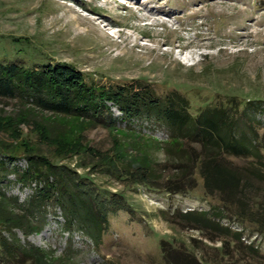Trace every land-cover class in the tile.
<instances>
[{"label":"rangeland","instance_id":"374dc122","mask_svg":"<svg viewBox=\"0 0 264 264\" xmlns=\"http://www.w3.org/2000/svg\"><path fill=\"white\" fill-rule=\"evenodd\" d=\"M45 63H65L95 86L137 80L157 98L175 91L190 114L229 97L248 100L257 137L264 136V0H0V65ZM106 105L111 130L41 112L24 99L0 98V198L7 211L24 217L34 188L19 177L32 153L84 175L101 197L113 195L122 207L115 211L107 203L106 224L92 244L75 224L62 223L52 201L45 202L37 217L25 220L24 233L0 226V239L15 254L8 261L0 253V264H29L21 255L29 248L41 253L35 264H164L161 248L200 264H264V234L204 195L195 170L178 177L179 164L162 149L163 129L143 119L123 121ZM21 116L25 122H18ZM38 127L47 130L48 146ZM85 149L99 156L89 158ZM133 158L151 161L155 186L97 166L108 160L113 167H133ZM226 160L252 172V200L264 210V153L258 160ZM177 184L185 190H165ZM191 211L206 212L210 229L195 230L192 218L180 216Z\"/></svg>","mask_w":264,"mask_h":264},{"label":"trees","instance_id":"16d2710c","mask_svg":"<svg viewBox=\"0 0 264 264\" xmlns=\"http://www.w3.org/2000/svg\"><path fill=\"white\" fill-rule=\"evenodd\" d=\"M0 98L24 99L41 112L79 118L110 130L113 125L107 103L119 113L123 121L137 118L152 122L161 127L167 136L162 149L167 157L173 158L172 162L179 164L174 169L178 172V177L187 179L192 170H195L204 195L215 196L222 207L234 210L233 217L252 223L257 233L264 234V210L259 207L258 200L257 203L252 200L255 195L251 191L250 178L254 175L248 169L238 168L226 160H258L260 152L264 153V136L257 137L255 123L247 114L251 106L248 100L240 102L235 97H229L215 106L207 105L195 114H190L189 107L175 91L157 98L149 86L142 85L137 80L114 87L95 86L91 82L86 83L77 70L65 63H45L31 68H23L19 64L0 65ZM20 120L25 122L23 116L19 117L18 122ZM238 127L243 130L245 128L246 134L239 132ZM36 131L48 146L50 139L46 138L47 130L44 132L38 127ZM51 141L60 142L56 138ZM189 143L194 144L197 151L188 146L183 148V144ZM72 153L71 156L79 155L74 151ZM83 153L89 154V158L99 156L97 152L88 149L83 150ZM25 161L26 167L19 179L33 184V194L24 203V217L12 215L6 210L7 203L0 198V226L6 233L14 228L24 233L27 226L25 220L37 217L43 204L52 201L60 211L62 223L75 224L93 244L106 224L104 213L107 203L113 205L115 211H121L118 199L113 198V195L101 197L84 175L76 176L70 168L56 166L41 155L33 153L26 156ZM134 161L133 167L129 163L113 167L108 160H99L101 164L97 166L103 167L104 171L108 169L117 178L125 177L133 184L153 187L155 183L151 161L139 158ZM165 190L170 194H177L185 188L177 184L174 187L166 186ZM251 207L254 210H250ZM180 216L183 219L192 218L193 224L198 225L192 226L195 230L210 227L206 212L191 211ZM212 230L226 232L219 227H213ZM233 236L237 238L238 234ZM8 246L5 240L0 239V253L10 261L15 254ZM162 246L160 243V247ZM163 250L161 248L160 251L164 264H200L185 253ZM21 253L30 260L29 264H35L41 254L35 250L30 251V248Z\"/></svg>","mask_w":264,"mask_h":264}]
</instances>
